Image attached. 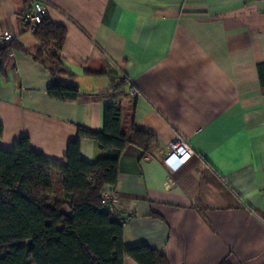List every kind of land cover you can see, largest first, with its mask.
I'll return each instance as SVG.
<instances>
[{
    "label": "crops",
    "instance_id": "crops-1",
    "mask_svg": "<svg viewBox=\"0 0 264 264\" xmlns=\"http://www.w3.org/2000/svg\"><path fill=\"white\" fill-rule=\"evenodd\" d=\"M33 1L0 0V33L13 35L0 72V149L26 137L64 164L78 128L103 130L107 104L95 95L125 81L122 126L128 133L134 122L154 141L144 154L127 146L104 188L129 216L123 247L145 246L169 264H264V0H39L64 29L63 79L87 102L48 97L49 74L21 19ZM177 134L190 146L182 158L168 150ZM79 153L100 157L85 138Z\"/></svg>",
    "mask_w": 264,
    "mask_h": 264
},
{
    "label": "trees",
    "instance_id": "trees-1",
    "mask_svg": "<svg viewBox=\"0 0 264 264\" xmlns=\"http://www.w3.org/2000/svg\"><path fill=\"white\" fill-rule=\"evenodd\" d=\"M36 62L48 72L49 98L60 102H87L90 94L66 81L71 77L62 65L60 50L64 29L45 16L33 33ZM9 42L0 47V72L12 51ZM264 94V64L256 67ZM125 81L95 98L103 109V130L78 128L76 139L65 150L64 164L48 161L20 138L11 150L0 149V264H123L125 257L136 264H169L162 253L145 246L124 248L123 224L102 207L101 193L114 186L118 160L129 145L148 153L154 137L131 123L122 126ZM93 140L100 157L93 163L80 158L81 139ZM57 180L54 181V173Z\"/></svg>",
    "mask_w": 264,
    "mask_h": 264
},
{
    "label": "built area",
    "instance_id": "built-area-1",
    "mask_svg": "<svg viewBox=\"0 0 264 264\" xmlns=\"http://www.w3.org/2000/svg\"><path fill=\"white\" fill-rule=\"evenodd\" d=\"M45 12V5L39 0H34L31 7L26 10L21 16L25 29L33 34L36 31L37 26L40 24L42 18L44 17ZM12 39L13 35L9 30L2 31L0 33V47L9 43ZM128 94L132 97L135 96V89L133 87H130L128 90ZM168 150L172 156L176 158H182L190 151V146L182 136L177 134L168 144ZM100 203L102 207L109 212L112 218L119 220L123 225L126 224L129 216H119L116 213V197L114 193L102 192Z\"/></svg>",
    "mask_w": 264,
    "mask_h": 264
},
{
    "label": "rangeland",
    "instance_id": "rangeland-1",
    "mask_svg": "<svg viewBox=\"0 0 264 264\" xmlns=\"http://www.w3.org/2000/svg\"><path fill=\"white\" fill-rule=\"evenodd\" d=\"M5 247L4 246H0V256L2 255V252L4 251Z\"/></svg>",
    "mask_w": 264,
    "mask_h": 264
}]
</instances>
